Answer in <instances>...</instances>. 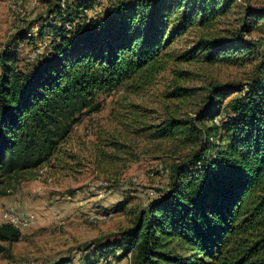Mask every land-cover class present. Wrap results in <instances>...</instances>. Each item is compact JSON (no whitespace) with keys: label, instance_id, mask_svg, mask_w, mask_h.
I'll list each match as a JSON object with an SVG mask.
<instances>
[{"label":"trees","instance_id":"16d2710c","mask_svg":"<svg viewBox=\"0 0 264 264\" xmlns=\"http://www.w3.org/2000/svg\"><path fill=\"white\" fill-rule=\"evenodd\" d=\"M235 1L114 0L91 18L78 10L84 1L50 3L56 23L38 31L52 34L45 48L21 66L16 46L0 50V186L57 159L73 125L99 110V93L149 83L164 69L174 38L211 27ZM262 19L264 5H246L232 37L200 35L175 57L200 54L208 63L253 57L256 63L243 83L208 86L191 114L178 110L194 88L174 82L165 97L179 105L142 127L167 144L166 188L92 254H130L133 264H264V38H244ZM19 237L17 226L0 223V242ZM68 263L63 257L46 264Z\"/></svg>","mask_w":264,"mask_h":264},{"label":"rangeland","instance_id":"374dc122","mask_svg":"<svg viewBox=\"0 0 264 264\" xmlns=\"http://www.w3.org/2000/svg\"><path fill=\"white\" fill-rule=\"evenodd\" d=\"M77 1L85 2L87 7L78 10L91 18L100 16L114 0H63ZM55 2L0 0V50L16 46L19 66L51 41L47 28L41 34L38 31L45 24L56 23L50 13V3ZM249 2L236 0L211 27H192L174 38L166 49L169 59L164 69L141 88L120 85L109 93H99V110L82 115L73 125L60 144L57 159L0 186L5 188V194H0V223H11L20 232L17 241L0 242V264H46L63 257L70 259L68 264H133L130 254L102 259L92 250L131 226L138 211L166 188L167 144L151 140L142 127L157 124L167 108L175 110L179 105L165 97L174 82L194 88L178 110L191 114L211 84L243 83L253 76V57H238L233 63H208L200 54L175 60L200 35L232 37L244 7L264 5V0ZM253 25L244 38L259 43L264 38V19ZM21 31L31 32L32 37L20 39ZM12 217L25 223H13Z\"/></svg>","mask_w":264,"mask_h":264},{"label":"bare ground","instance_id":"6f19581e","mask_svg":"<svg viewBox=\"0 0 264 264\" xmlns=\"http://www.w3.org/2000/svg\"><path fill=\"white\" fill-rule=\"evenodd\" d=\"M10 215H13V214H10ZM20 219L19 218L17 219L15 217H12L11 218V221H13V223L16 222V224H23V223H25L23 220H20Z\"/></svg>","mask_w":264,"mask_h":264},{"label":"built area","instance_id":"2783aa9c","mask_svg":"<svg viewBox=\"0 0 264 264\" xmlns=\"http://www.w3.org/2000/svg\"><path fill=\"white\" fill-rule=\"evenodd\" d=\"M32 55V54H31ZM31 55L29 56V57H31ZM6 215H8L7 213H6Z\"/></svg>","mask_w":264,"mask_h":264}]
</instances>
